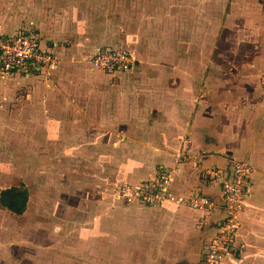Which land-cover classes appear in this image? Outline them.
I'll list each match as a JSON object with an SVG mask.
<instances>
[{"label":"crops","instance_id":"obj_1","mask_svg":"<svg viewBox=\"0 0 264 264\" xmlns=\"http://www.w3.org/2000/svg\"><path fill=\"white\" fill-rule=\"evenodd\" d=\"M171 3L173 0H0V33L33 30L57 55L58 64L48 73L30 74L48 76L68 58L69 48L89 56L106 44L104 36L114 41L113 28L107 32L101 18L119 25L130 36L125 48L135 56L136 66L111 76L89 64L93 72L79 74L73 88L46 90V97H60L43 101L49 103L44 106L46 116L40 118L49 124L48 138L67 146L62 159L78 162L75 176H81L79 180L87 175L81 168L86 159L83 146L108 145L121 159L116 168L111 165V180L125 179L118 186L137 185L153 178L159 168L170 167L175 168L171 192L200 190L216 204L220 203L219 186L206 184L201 170L225 167L230 160L249 162L253 171L237 231L243 250L236 258H225V264H233L248 246L264 241V120L258 83L264 66V0H190V10H184L183 17ZM180 30L197 37L202 34L200 44L212 49L210 55L202 60L188 58L181 63L187 68L173 67L179 63L173 54ZM207 33H214L213 38ZM210 39L213 44L207 41ZM141 65L157 67L150 68L141 86L131 89ZM29 97L34 100L40 95L33 92ZM117 187L112 188L111 199L128 203L107 202L104 207L95 206L94 216L76 218V225L86 222L78 241L89 244L81 252L76 250L75 256H91L90 262L81 264H115L119 256L120 264L199 261L204 242L222 216L220 208L201 211L171 203L147 205L158 210L156 225L165 231L154 255L149 245L135 243L133 248L116 238V209L123 207L127 212L146 205L118 197ZM122 247L126 250L121 252ZM137 251L140 255L134 261ZM68 257L72 256L67 255L64 264Z\"/></svg>","mask_w":264,"mask_h":264},{"label":"rangeland","instance_id":"obj_2","mask_svg":"<svg viewBox=\"0 0 264 264\" xmlns=\"http://www.w3.org/2000/svg\"><path fill=\"white\" fill-rule=\"evenodd\" d=\"M171 4L180 17L188 7L190 10V0H173ZM110 21V18H101V26L109 33L113 28L114 41L104 36L106 44L102 47L128 50L125 47L130 36L119 25H110ZM210 35L213 38L214 33L206 34ZM202 38V34L197 37L180 30L178 49L176 55L173 54L179 57V63L173 67L187 68L181 63L188 58L202 60V57H208L212 49L200 44ZM207 41L213 44L211 39ZM112 44L115 46H110ZM67 52L68 58L48 76L0 72V188L23 183L29 190L27 208L21 215H15L0 205V264H64L67 255L72 256L67 258V264H75L76 260L80 264L90 262L91 256L76 257L74 253L76 250L81 252V248L89 244L78 241L77 235L80 238L86 222L76 225V218L94 216L96 213H91L97 205L104 207L107 202L116 203L111 199V190L125 182L124 178L113 177L111 180V165L116 168L121 159H117L115 151L111 153L110 146H83L86 159L82 160L81 168L87 175L79 180L81 176H75L78 162L62 159L67 146L58 139L48 138L49 124L40 118L46 116L44 106L49 103L43 101L60 97H46L48 93L45 91L73 88L79 81V74L93 72L87 55L75 54L71 48ZM128 52L133 55L130 50ZM156 67L139 66L138 77L134 78L138 80L131 89L141 86L142 79L148 78L150 68L154 70ZM33 92H38L40 97L32 100L29 95ZM124 202L128 203L124 200L117 203ZM141 205L127 212L123 207L116 209V238L121 239V244L124 242L133 248L135 243L141 247L149 245L155 255L165 231L156 225L160 217L158 210ZM124 250L120 248L121 252ZM139 255L137 251L133 260L137 261ZM114 260L115 264L122 261L120 256ZM233 264H264V241L248 246Z\"/></svg>","mask_w":264,"mask_h":264},{"label":"built area","instance_id":"obj_3","mask_svg":"<svg viewBox=\"0 0 264 264\" xmlns=\"http://www.w3.org/2000/svg\"><path fill=\"white\" fill-rule=\"evenodd\" d=\"M135 61V57L121 47H100L88 56L91 67L111 76L132 70L136 66ZM57 64V55L33 30L21 29L13 34L0 33L2 74L48 73ZM258 83L263 100L260 116L264 120V66L258 74ZM179 157L178 152L176 159ZM252 171L251 164L246 160H230L225 167L202 169L200 177L203 181L219 186V204L200 190L179 194L171 192L170 184L175 168L170 167L159 168L153 178L143 180L137 185L118 186L116 195L152 206L171 203L201 211L220 208L222 216L217 220L212 236L204 242L196 264H225L226 257L236 258L243 250V244L237 241V231L240 214L249 194L248 184Z\"/></svg>","mask_w":264,"mask_h":264},{"label":"trees","instance_id":"obj_4","mask_svg":"<svg viewBox=\"0 0 264 264\" xmlns=\"http://www.w3.org/2000/svg\"><path fill=\"white\" fill-rule=\"evenodd\" d=\"M29 192L23 183L0 188V205L15 215L27 207Z\"/></svg>","mask_w":264,"mask_h":264}]
</instances>
